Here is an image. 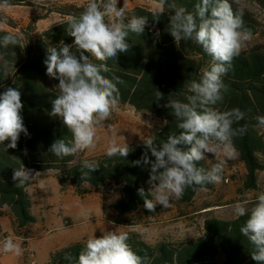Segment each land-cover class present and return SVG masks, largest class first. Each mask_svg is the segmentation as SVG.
<instances>
[{"label": "trees", "instance_id": "trees-1", "mask_svg": "<svg viewBox=\"0 0 264 264\" xmlns=\"http://www.w3.org/2000/svg\"><path fill=\"white\" fill-rule=\"evenodd\" d=\"M197 2L198 0H176L178 6L190 12L194 11ZM229 2L234 12L242 13L244 26L251 34H256L257 26L253 17L233 1ZM83 10L84 7L68 6L59 10V13L67 17L78 16ZM170 14L171 10L166 6L165 14L159 22L154 23L152 11L148 9L136 7L128 12L129 18L133 15L146 16L149 23L143 35L129 34V50L108 60L110 71L103 73L110 79L119 77L122 81L117 85L119 104H128L137 111L151 113L164 121L163 129L154 138L157 144L165 141L169 134L179 132L172 110L164 107L169 95L184 100L189 94L188 84L192 80H199L201 69L211 62V57L195 42L174 40L168 32ZM66 21L67 19L45 31L40 38L29 40L27 49L23 39L20 46L0 48V93L8 87L21 92L24 104L21 115L28 131V135L20 134L15 149H5L10 141L0 145V207L10 210L19 229L36 222L28 193V188L33 184L32 178L23 185L13 180L14 170L23 167L40 172L57 170L56 178L62 189L70 182L79 197L84 195L83 188L86 184L104 189L120 186L121 196L111 206L119 216L143 206L144 201L138 195V189L149 191L148 198H152L149 183L151 165L145 164L143 157L147 154L150 161H154L155 157L145 145L130 146L126 158L119 155L109 157L106 153L93 156L87 161L98 162L99 169L83 178L81 169L84 161L75 163L77 153L58 158L49 152L50 146L58 139H64L69 144L72 141V133L63 124L62 118L51 115L52 101L59 94V81L46 74L44 63L49 48L59 50L61 42L73 44L74 38L67 34ZM4 33L11 32L0 31V35ZM223 81L228 91L224 93L223 101L214 107L220 111L239 108L244 113V118L233 127L244 126L247 131L234 138V146L238 152V160L246 169L244 188L256 190L258 173L263 169L260 155L264 154V127L257 120V117L264 116V45L240 51L232 60ZM157 91L164 97L159 101L156 100ZM182 147L187 150L188 146ZM136 161H140V164H135ZM197 166L208 169L201 161ZM213 186L214 184H206L187 188L178 201L189 204L199 189H212ZM247 218L245 215L231 221L208 219L204 224V235L188 242H159L150 245L138 235L129 234L128 243L138 255L146 258L147 264H256L250 256L253 246L240 232V227ZM85 243L86 241L76 242L53 252L49 264H70L65 256L77 257Z\"/></svg>", "mask_w": 264, "mask_h": 264}, {"label": "clouds", "instance_id": "clouds-1", "mask_svg": "<svg viewBox=\"0 0 264 264\" xmlns=\"http://www.w3.org/2000/svg\"><path fill=\"white\" fill-rule=\"evenodd\" d=\"M7 4V0H4ZM168 32L178 41H193L211 57L210 64L201 69L199 80L188 84V93L184 100L169 95L164 107L172 110L179 132L168 135L159 144L153 138L144 140L145 146L155 157L150 161L144 155L145 164H150L149 183L155 185L151 191L138 189L143 198V206L149 212H155L157 205L170 206L172 198L179 199L185 190L194 186L218 184L227 160L234 159L238 152L234 138L246 133L247 128L237 127L244 118L239 108L220 111L214 106L223 101L228 91L223 77L229 71L232 60L240 54L244 43L251 39V31L244 26L242 13L233 11L229 0H198L194 11H188L176 4V0H156L152 8L153 22H159L166 12ZM128 2L118 7V0H88L84 10L78 16L67 18V34L74 38L73 44L61 42L59 50L52 47L44 63L46 74L59 81V94L52 101V116L62 118L63 124L72 133L71 143L64 139L56 140L49 152L58 158L76 154L85 149L95 148L97 130L102 122L109 119L120 102L117 85L119 77L108 78L107 61L118 57V53L129 50L130 33L143 35L149 20L146 16L127 15ZM0 31H3L0 27ZM22 36L12 33L0 35V48L20 46ZM73 47L75 51H73ZM100 61V63H95ZM156 92V100L163 99ZM24 104L21 92L12 87L0 93V145L15 149L21 133L28 135L21 112ZM264 127V116L257 117ZM188 146L185 150L182 146ZM130 152L127 143L117 144L113 139L107 148V155H119L126 158ZM27 154V150H25ZM212 154L216 163L210 169L198 167V162ZM139 165L140 161L134 162ZM99 169L98 162L84 161L81 175L88 177ZM31 173L24 167L15 169L13 180L23 185ZM237 217L248 216L240 227L253 250L251 259L256 264H264V193L256 197L249 210L246 203L234 206ZM129 234L124 231H107L99 238L92 236L77 257L66 255L70 264H147L146 258L138 255L128 243ZM5 253H21L13 239L3 242Z\"/></svg>", "mask_w": 264, "mask_h": 264}, {"label": "rangeland", "instance_id": "rangeland-1", "mask_svg": "<svg viewBox=\"0 0 264 264\" xmlns=\"http://www.w3.org/2000/svg\"><path fill=\"white\" fill-rule=\"evenodd\" d=\"M231 1L247 10L256 21L257 33L251 35L241 51L264 45V0ZM87 2L88 0H7L5 4L4 0H0V27L22 36L27 49L29 40L40 38L45 31L68 18L60 14L59 10L68 6L85 7ZM127 2L128 13L136 7L152 11L156 1ZM122 6L123 0H118V7ZM164 124L163 120L151 113L137 111L128 104H119L111 117L98 127L95 148L77 152L75 163L107 153L113 139L117 144L127 143L129 147L145 145L144 140L154 139ZM260 159L263 169L259 172L256 190L244 188V167L236 156L227 160L222 181L214 184L212 189H199L191 203L182 204L178 199L172 198L167 208L157 205L155 212H149L142 206L123 216H119L111 207L121 196L120 186L104 189L86 184L83 188L84 195L79 197L70 182L62 189L56 178L57 170L40 172L27 169L33 183H40L48 193V199L44 202L36 198L38 190L31 187V193L35 197L36 222L24 229L16 227L7 207H0V242L13 239L23 250L21 255L28 264L44 263L49 251L87 241L92 236L98 238L107 231L135 234L150 245L159 242H188L204 235V224L208 219H235L237 216L234 214V206L237 203H246L249 210L254 206L256 197L264 193V154L260 155ZM201 162L210 169L217 161L212 154H206V159ZM154 188L155 185H151V190ZM29 245L36 255L35 259Z\"/></svg>", "mask_w": 264, "mask_h": 264}, {"label": "crops", "instance_id": "crops-1", "mask_svg": "<svg viewBox=\"0 0 264 264\" xmlns=\"http://www.w3.org/2000/svg\"><path fill=\"white\" fill-rule=\"evenodd\" d=\"M242 163V162H241ZM241 165H243L244 167V170H243V173L244 175L246 176V169H245V166L244 164L242 163ZM258 179H259V173H258ZM31 187L37 189V197L39 200H43L44 202L47 201L48 199V193L46 191H44L42 188V186H40V183H33L29 188H28V193L30 195V198H31V202H32V213L36 219V216H35V212H34V205H35V201H34V196L32 195L31 193ZM3 243L0 242V264H28V262H26L24 260V257L23 255H21L22 251L21 250V253L19 255H17L15 252H11V253H5L3 251ZM28 248L30 249V251L33 253V259H35V253L34 251L32 250L31 246L29 245ZM55 252V251H49L48 252V257H47V260L44 262V263H37V262H34V264H46L48 263L49 264V260H50V255ZM29 256H32V255H29ZM35 261V260H34Z\"/></svg>", "mask_w": 264, "mask_h": 264}, {"label": "built area", "instance_id": "built-area-1", "mask_svg": "<svg viewBox=\"0 0 264 264\" xmlns=\"http://www.w3.org/2000/svg\"><path fill=\"white\" fill-rule=\"evenodd\" d=\"M31 264H33V263H31Z\"/></svg>", "mask_w": 264, "mask_h": 264}]
</instances>
